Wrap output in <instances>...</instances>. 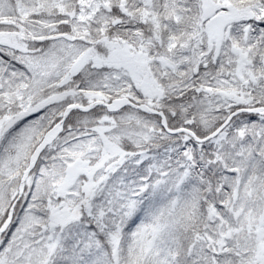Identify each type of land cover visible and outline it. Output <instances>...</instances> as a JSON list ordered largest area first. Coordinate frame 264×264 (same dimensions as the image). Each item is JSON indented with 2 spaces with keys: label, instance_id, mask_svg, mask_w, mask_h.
Masks as SVG:
<instances>
[{
  "label": "snow or ice",
  "instance_id": "snow-or-ice-1",
  "mask_svg": "<svg viewBox=\"0 0 264 264\" xmlns=\"http://www.w3.org/2000/svg\"><path fill=\"white\" fill-rule=\"evenodd\" d=\"M0 264H264V0H0Z\"/></svg>",
  "mask_w": 264,
  "mask_h": 264
}]
</instances>
